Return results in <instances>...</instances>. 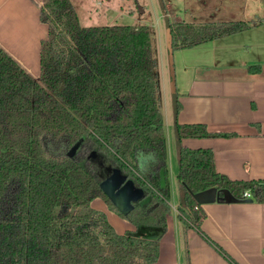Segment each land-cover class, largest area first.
Masks as SVG:
<instances>
[{"label":"trees","instance_id":"obj_1","mask_svg":"<svg viewBox=\"0 0 264 264\" xmlns=\"http://www.w3.org/2000/svg\"><path fill=\"white\" fill-rule=\"evenodd\" d=\"M41 20L49 35L41 44L39 77L0 46V171L24 164L41 170L48 163L68 166L54 176L60 188L51 209L18 211L15 189L22 184L16 179L6 187L0 264H153L172 208L152 30L146 24L84 26L72 0H42ZM262 23L167 21L168 44L173 50L193 48ZM175 132L178 218L186 229L202 232L206 214L194 194L208 188L228 189L238 198L249 190L264 202V183L231 180L217 171L211 149L180 144L185 137L210 136L204 125L176 123ZM114 169L144 192L131 212L119 211L136 226L124 234L91 207L96 198L114 206L101 188Z\"/></svg>","mask_w":264,"mask_h":264},{"label":"crops","instance_id":"obj_2","mask_svg":"<svg viewBox=\"0 0 264 264\" xmlns=\"http://www.w3.org/2000/svg\"><path fill=\"white\" fill-rule=\"evenodd\" d=\"M76 1L83 4L90 17L96 6L102 7L104 16L109 11L122 18L124 12L130 13V18L136 15L126 5L119 6V10L120 3L72 0L82 25ZM163 2L167 9L165 19L172 22L171 4ZM191 2L195 7L190 9L191 14L200 16L194 17L197 22L172 23L232 21L260 12L247 9L244 4L240 7L239 0H183L185 4ZM41 4L42 0H0V46L34 77L41 74V44L49 35L48 25L41 20ZM179 53L180 109L174 113V131L176 123L201 124L210 134L185 137L180 144L189 149H211L217 171L231 180L264 183V22L248 31L180 49ZM252 66L259 69L252 71ZM176 141L177 156V136ZM167 150L169 158L168 144ZM170 189L172 209L167 217L168 229L160 240L159 258L153 264H232L208 239L217 243L236 264H264V202L245 198L243 193L238 198L230 190L217 187L196 193L201 194L203 203L199 204L206 214L201 232L194 227L186 229L178 218L180 184L175 186L170 180ZM91 207L104 212L117 233L136 230L104 199H94Z\"/></svg>","mask_w":264,"mask_h":264},{"label":"rangeland","instance_id":"obj_3","mask_svg":"<svg viewBox=\"0 0 264 264\" xmlns=\"http://www.w3.org/2000/svg\"><path fill=\"white\" fill-rule=\"evenodd\" d=\"M104 2H109L114 5L120 3L119 6L126 5L128 11L130 8L134 9L135 17L130 18V13H125L124 18L121 15L115 13L114 11H109L107 15L103 14L102 7L96 6L93 11V15L86 14L84 11L83 4H78L80 13L82 15V23L87 26H100V25H116V24H126V23H135V25H149L153 38V49L157 59V70H158V79L160 86V102L162 106V111L164 115V128L165 135L168 147H170V157L168 158L169 164V178L173 185L179 186L177 179L178 174V159L176 156V135L173 127L174 122V107H173V96L171 93V77H170V66H169V44H168V30H167V20L163 12V0H103ZM171 4L170 16L171 21H189L197 22L194 18L195 16L200 17L199 15L191 14L190 9H195L194 5L191 3L185 4L183 0H168ZM165 0V2H168ZM239 6L242 7V4L245 5V8L251 10H260L257 12V15L251 14L249 17L244 16L243 18H235L239 21L240 19H245L242 21H251V20H261L264 22V10L260 9L264 7V0H239ZM188 7H186V6ZM186 7V8H185ZM189 9V10H188ZM141 12V13H140ZM100 14V15H99ZM137 16V19H136ZM139 16V17H138ZM248 18V19H247ZM141 19V20H140ZM250 19V20H249ZM140 21V22H139ZM109 23V24H106ZM113 23V24H111ZM249 34V33H245ZM260 36V35H259ZM180 49L174 50V65L176 72V83L179 73V53ZM174 150V152H173ZM173 152V154H172ZM173 155V157H172ZM171 159V161H170ZM68 166V162L62 164H44L41 170L38 167H29L25 168V164L21 166H13L11 170H5L6 172L0 171V210H4L7 205L6 199V187L11 183L12 180H16L22 184L21 186L16 185V207L18 211H23L27 209H51L56 192L60 188L59 182H57L56 177L60 176L65 168ZM60 169L59 172L55 171ZM3 172V173H2ZM55 172V173H53ZM57 173V174H56ZM108 204V203H107ZM110 205V204H109ZM118 216H121L119 210L115 206H111ZM121 218V217H120Z\"/></svg>","mask_w":264,"mask_h":264},{"label":"water","instance_id":"obj_4","mask_svg":"<svg viewBox=\"0 0 264 264\" xmlns=\"http://www.w3.org/2000/svg\"><path fill=\"white\" fill-rule=\"evenodd\" d=\"M169 66L171 77V93L173 96L174 113L177 114L178 92L176 83V72L174 65V50L169 48ZM78 145L74 146L73 151ZM101 188L109 196L114 206L123 214H128L134 208V202H137L144 195L141 188L135 186L132 180L127 179L119 169H114L112 174L108 176L102 183ZM198 203H203L201 194H194Z\"/></svg>","mask_w":264,"mask_h":264},{"label":"built area","instance_id":"obj_5","mask_svg":"<svg viewBox=\"0 0 264 264\" xmlns=\"http://www.w3.org/2000/svg\"><path fill=\"white\" fill-rule=\"evenodd\" d=\"M243 196L245 198H251L252 197V194H251V192L249 190H246V191L243 192Z\"/></svg>","mask_w":264,"mask_h":264}]
</instances>
